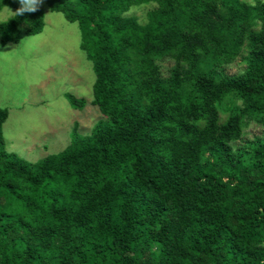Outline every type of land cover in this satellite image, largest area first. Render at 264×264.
<instances>
[{
  "label": "trees",
  "instance_id": "16d2710c",
  "mask_svg": "<svg viewBox=\"0 0 264 264\" xmlns=\"http://www.w3.org/2000/svg\"><path fill=\"white\" fill-rule=\"evenodd\" d=\"M143 4L144 23L127 14ZM48 5L79 23L105 117L32 162L7 149L0 106V264H264V137L234 147L264 126V0ZM4 6L3 44L43 31L35 0Z\"/></svg>",
  "mask_w": 264,
  "mask_h": 264
},
{
  "label": "rangeland",
  "instance_id": "374dc122",
  "mask_svg": "<svg viewBox=\"0 0 264 264\" xmlns=\"http://www.w3.org/2000/svg\"><path fill=\"white\" fill-rule=\"evenodd\" d=\"M35 1L45 12L41 33L29 36L21 27V41L7 44L2 43L0 35V106L9 110L2 127L7 149L32 162L64 150L71 143L76 122L79 131L86 135L105 117L98 106L90 103L96 74L81 48L79 23L52 11L48 0ZM152 7L153 4L135 6L127 14L138 16L144 23ZM15 12V8L4 6L0 23ZM245 68V61L239 57L226 67V72L234 75ZM67 92L85 97L87 105L83 109L73 108ZM229 114L230 111L221 110V120ZM257 137H264V126L252 120L234 147L245 146Z\"/></svg>",
  "mask_w": 264,
  "mask_h": 264
},
{
  "label": "clouds",
  "instance_id": "9594fccd",
  "mask_svg": "<svg viewBox=\"0 0 264 264\" xmlns=\"http://www.w3.org/2000/svg\"><path fill=\"white\" fill-rule=\"evenodd\" d=\"M29 2H31V0H29Z\"/></svg>",
  "mask_w": 264,
  "mask_h": 264
}]
</instances>
